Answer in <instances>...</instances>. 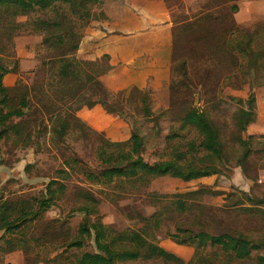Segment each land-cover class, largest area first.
<instances>
[{
    "label": "rangeland",
    "instance_id": "1",
    "mask_svg": "<svg viewBox=\"0 0 264 264\" xmlns=\"http://www.w3.org/2000/svg\"><path fill=\"white\" fill-rule=\"evenodd\" d=\"M168 2L174 8L175 27L170 82H154L153 87L141 90L133 86L116 91L110 89L101 79L109 69L100 76V79L108 90L116 93L111 101L122 106L127 119L108 113L99 104L92 108L83 107L77 112L78 115L102 135L84 136L79 131H71L66 141L60 143L51 138L49 127L51 123L47 120L46 114L42 115L48 130L42 132L34 146L15 147L12 141L5 140L0 143V191L6 199L31 200L45 189V184L52 176L58 175V169L64 168L66 158L77 153L86 162L96 166L99 164L97 158L99 138L104 136L114 141L124 140L129 137L134 127L144 136L143 155L148 163L153 164L167 159L170 153L166 137L171 130L179 132L176 140L183 150L188 147L189 140L198 139L195 130L180 127L184 110L189 106H197L204 110L213 118L220 130L221 140L225 146V157L219 164L220 172L190 181L168 175L141 181L139 184L130 182L93 184L85 180L82 174L73 172L70 178L64 180L67 184L65 194L59 196L42 218L25 227V233H16V238L23 242L27 239L29 243L24 246L21 242L23 248L10 253L12 255L9 262L5 255L4 264H42L45 258L62 252L64 248L61 246L66 238H72L77 234L79 225L85 217V214L77 209L84 202L80 196L82 188L90 190L99 199V212L92 216V220L101 218L115 233L137 230L149 242L168 251L169 246L174 245V253L182 258L185 264L195 261L197 249L195 246L174 241L173 238L180 236L178 228H189L194 232L207 231L211 234L242 232L255 240H264V204L251 206L250 202L246 201V205L251 206L248 210H242L241 206L234 205L237 196H243L242 191L253 197L264 198V153L261 151L264 137L257 139L258 143L255 144L257 151L247 163L245 173L238 165L242 149L237 141L239 130L235 115L240 106L237 99L242 100L248 108V99L253 95L254 110L256 109L259 114L255 117L257 129L254 130L258 135L264 134V115L260 114V110H264V82H257V76L264 81V75L258 73L257 67H254L255 73L251 82H223L229 74L230 63L226 58L219 56L216 50L227 37L225 29L229 28V20L233 17L230 9L232 2L226 0H168ZM235 2L237 3L236 0ZM39 12H35L33 16L50 17L53 13L51 10ZM208 14L215 18L200 20L202 16ZM19 19L25 20L26 17L22 16ZM40 42V36L20 30L15 36L14 46L0 45V54L12 59V66L16 63L19 65L18 71L9 73L4 78L9 93L19 98L26 86L31 90L33 86L41 85L44 81L46 89L62 103H73L75 100L73 90L61 83L63 81L58 67L60 61L48 65L44 73L42 60L49 54L40 49ZM77 53L75 54L77 58L84 59L78 57ZM184 60L187 61L189 77H184L181 71ZM101 63H106V60L101 58ZM142 90L151 99V107L157 118L155 121L147 119L143 114L140 101ZM32 101L37 105L34 97ZM40 117L39 112L27 116V119L32 121L33 130L37 128L43 130L39 127ZM250 132L246 131L244 135L253 134ZM197 189L204 191L185 197L188 210L182 212L177 209L176 199L182 206L186 205V201L175 194ZM220 191L235 195L228 197ZM3 233L4 231L0 230V236ZM85 250H96L93 240L89 241L82 251ZM262 252L264 253V248L248 259L234 260L232 263L223 252L215 259L219 264H264L258 257ZM76 253L80 254L81 251ZM69 255V259H74L75 254ZM121 264L178 263L140 258Z\"/></svg>",
    "mask_w": 264,
    "mask_h": 264
},
{
    "label": "trees",
    "instance_id": "2",
    "mask_svg": "<svg viewBox=\"0 0 264 264\" xmlns=\"http://www.w3.org/2000/svg\"><path fill=\"white\" fill-rule=\"evenodd\" d=\"M226 1L232 2L230 9L233 17L229 20V28L225 29L227 37L220 46H217L216 52L229 61L228 72L230 73L239 63L238 56L228 45L229 36L237 25L234 14L238 12L239 6L235 0ZM101 4L102 0H0V45L14 46L15 36L20 30L30 35L40 36V49L50 55L43 57L44 73L48 65L51 66L60 61L58 67L63 81L61 83L73 90V97H75L73 103L64 104L46 89L43 81L41 85L33 86L31 90L26 86L19 98H15L9 93L4 78L7 74L18 71L19 65L16 63L12 66L13 60L0 54V143L5 140L12 141L15 147L34 146L42 132L48 130L45 118L42 116L44 114L51 123L49 126L51 138L60 143L66 141L71 131H79L84 136L102 135L78 115L77 112L83 107L92 108L99 104L108 113L126 118L122 106L111 101L116 93L108 90L100 79V76L109 70L108 57H104L106 63H101V59L87 60L75 56L86 28L93 20L104 15L97 9ZM50 10L53 12L50 17L33 16L37 11ZM22 16L26 19L20 20ZM214 18L208 14L202 16L200 20ZM174 29L173 26V38ZM254 67L252 64V77L255 73ZM181 71L184 77H189L185 60ZM141 92L143 93H140V101L144 116L153 121L157 120L149 95L143 90ZM32 97L36 99L37 105L33 103ZM237 101L240 105L235 111L239 130L237 141L242 149L238 165L247 173V163L257 151L255 147L258 143L257 139L264 137V134L244 135V132L252 130L248 127V119L254 110V96L251 95L248 99V108L242 100L237 99ZM36 112L41 114L39 127L43 130L41 128L33 130L31 119H27L29 114ZM247 116L248 119H246ZM181 120V129L195 130L198 133V139L189 140L188 147L183 150L176 140L180 135L179 132L171 130L166 137L170 153L167 159L153 164L148 163L143 155L144 136L138 128L134 127L129 137L124 140L114 141L104 136L99 138L100 143L97 146L99 164L96 166L86 162L77 153L73 157L66 158L64 168L58 169V175L52 176L45 184V189L31 200L6 199L0 191V230L4 231L0 236V264H4L5 255L22 249L23 244L27 246L29 243L27 239L23 238L25 240L23 242L16 238V233H25V227L34 220L42 218L56 203L59 196L65 194L67 184L64 180L70 178L73 172L82 174L85 180L93 184L117 182L139 184L141 181L148 179L150 181L168 175L190 181L220 172L219 164L225 157V146L216 122L197 106L186 108ZM262 144L264 145V142ZM261 151L264 153V146ZM203 191L197 189L175 195L185 200V197L200 194ZM220 193L227 194L228 197L235 195L224 191ZM242 194L241 197L237 196L234 204L241 206L242 210H248L253 205L264 204V198L253 197L246 191H242ZM80 196L84 202L77 209L82 211L85 217L79 225L77 234L72 238H66L61 246L64 250L55 256L45 258L42 264H121V262L135 261L140 258L162 259L185 264L178 255L149 242L137 230L115 233L101 218L92 220V216L99 212V199L90 190L84 188L80 190ZM185 201L186 205L182 206L176 199L177 209L182 212L189 208L187 200ZM246 201L250 202L251 206H247ZM178 234L179 238H173L176 243L192 245L197 249L195 261H190L191 264L195 262L196 264H219L215 258L222 252L232 263L234 260L248 259L264 248V240H255L242 232L211 234L207 231L194 232L189 228H178ZM92 240L96 250L82 251ZM76 251L81 253L78 254ZM69 254H75L74 259H69ZM258 257L263 263L264 253L262 252Z\"/></svg>",
    "mask_w": 264,
    "mask_h": 264
},
{
    "label": "crops",
    "instance_id": "3",
    "mask_svg": "<svg viewBox=\"0 0 264 264\" xmlns=\"http://www.w3.org/2000/svg\"><path fill=\"white\" fill-rule=\"evenodd\" d=\"M236 1L237 25L228 45L239 63L223 82H251L252 64L264 75V0ZM97 9L104 15L86 28L78 57H108L110 70L101 79L112 90L133 86L141 90L153 87L154 82H170L174 8L168 0H102ZM261 80L257 76V82H264ZM256 115L255 109L248 121L250 133L257 129ZM169 249L175 252L174 245ZM10 255H6L8 262Z\"/></svg>",
    "mask_w": 264,
    "mask_h": 264
},
{
    "label": "water",
    "instance_id": "4",
    "mask_svg": "<svg viewBox=\"0 0 264 264\" xmlns=\"http://www.w3.org/2000/svg\"><path fill=\"white\" fill-rule=\"evenodd\" d=\"M246 119H248V116H247V118Z\"/></svg>",
    "mask_w": 264,
    "mask_h": 264
}]
</instances>
